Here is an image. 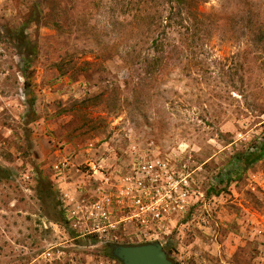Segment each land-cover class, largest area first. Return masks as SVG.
<instances>
[{"label": "rangeland", "instance_id": "1", "mask_svg": "<svg viewBox=\"0 0 264 264\" xmlns=\"http://www.w3.org/2000/svg\"><path fill=\"white\" fill-rule=\"evenodd\" d=\"M137 1L0 0V264H122L108 243L149 241L173 264H264V158L218 181L264 134V0H189L191 50L135 90L154 39L184 31L174 1ZM121 190L186 208L142 237L89 232L104 197L127 212Z\"/></svg>", "mask_w": 264, "mask_h": 264}, {"label": "trees", "instance_id": "2", "mask_svg": "<svg viewBox=\"0 0 264 264\" xmlns=\"http://www.w3.org/2000/svg\"><path fill=\"white\" fill-rule=\"evenodd\" d=\"M54 2V0H46ZM158 0H138L137 2L141 4L144 2H157ZM173 7L170 9L168 15L166 16V24L169 27L173 25H177V27L184 28V31L181 33V40L177 44H171L168 48V44L162 42L160 39H154V54L151 57H146L144 62V71L140 79H138L134 83V89L138 86H153L154 83H158L161 79V76L167 73L168 65L170 63V59L177 57L179 53H187L186 51L191 50L192 48V34L195 35L196 30L200 28L198 26L197 19L195 16H190V6L189 0H166L165 2L173 4ZM145 8V7H144ZM146 9V8H145ZM143 10V9H142ZM147 10V9H146ZM143 10V11H146ZM193 21V22H192ZM27 22L25 21L23 24L17 27L15 31L17 34V38L19 40L20 47H26L29 44V41L25 37V29L27 28ZM57 27L60 28L61 25L56 23ZM264 33V31H263ZM264 35V34H263ZM29 60L28 57L24 59V64L27 66ZM26 75V74H25ZM264 158V134L259 137V139L255 140L250 146L244 151H238L232 157L231 161L234 164L235 168H233L229 173L221 174L219 178V184L226 183L230 175L236 172L237 176L240 177L241 173L246 169L251 167L253 164L259 162ZM0 167V171H1ZM212 190L215 194H219L221 189H217L216 186L212 187ZM166 251V250H165ZM167 252V251H166ZM168 254V252H167ZM108 257L112 259H116L112 256L109 250L106 251ZM169 257V256H168ZM170 258V257H169ZM117 260V259H116Z\"/></svg>", "mask_w": 264, "mask_h": 264}, {"label": "built area", "instance_id": "3", "mask_svg": "<svg viewBox=\"0 0 264 264\" xmlns=\"http://www.w3.org/2000/svg\"><path fill=\"white\" fill-rule=\"evenodd\" d=\"M88 165L92 171L95 170L94 164L89 163ZM143 168L146 169V167ZM126 179L129 180L128 177H124L123 181ZM152 180L150 177H143L142 181H139V185L142 186L145 181ZM143 187L145 186L143 185ZM127 194L124 190H121L114 197V201L116 202L115 207L127 210L125 214H120L118 219L115 220L109 221L112 212L109 207L113 199L112 197H104L102 201L96 202L93 205L94 210H96L95 213H93L94 211L90 213L92 217H95L96 223L93 224L89 232H105L109 230L110 226V228H114L120 222L127 220L135 228V234L142 237L160 231L162 226L171 220L173 210L177 212L186 208V197H182V195L180 197H172L170 190L169 194L166 195L167 197H139V195L126 197ZM105 204L107 205L106 208L104 207ZM46 254L50 255L49 252Z\"/></svg>", "mask_w": 264, "mask_h": 264}, {"label": "water", "instance_id": "4", "mask_svg": "<svg viewBox=\"0 0 264 264\" xmlns=\"http://www.w3.org/2000/svg\"><path fill=\"white\" fill-rule=\"evenodd\" d=\"M108 246L112 256L122 264H173L158 241L137 244L111 242Z\"/></svg>", "mask_w": 264, "mask_h": 264}]
</instances>
